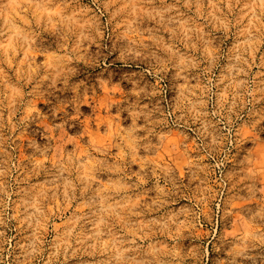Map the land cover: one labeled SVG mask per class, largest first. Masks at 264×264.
<instances>
[{
  "label": "clouds",
  "instance_id": "obj_1",
  "mask_svg": "<svg viewBox=\"0 0 264 264\" xmlns=\"http://www.w3.org/2000/svg\"><path fill=\"white\" fill-rule=\"evenodd\" d=\"M0 264H264V0H0Z\"/></svg>",
  "mask_w": 264,
  "mask_h": 264
}]
</instances>
